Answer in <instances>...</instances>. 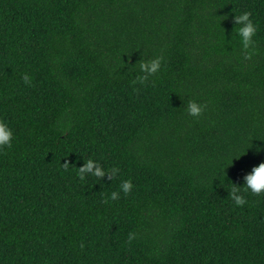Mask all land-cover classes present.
Listing matches in <instances>:
<instances>
[{"label":"trees","instance_id":"obj_1","mask_svg":"<svg viewBox=\"0 0 264 264\" xmlns=\"http://www.w3.org/2000/svg\"><path fill=\"white\" fill-rule=\"evenodd\" d=\"M0 119V264H264V0H0Z\"/></svg>","mask_w":264,"mask_h":264},{"label":"clouds","instance_id":"obj_2","mask_svg":"<svg viewBox=\"0 0 264 264\" xmlns=\"http://www.w3.org/2000/svg\"><path fill=\"white\" fill-rule=\"evenodd\" d=\"M250 12L244 11L240 13L238 16H235L234 19L236 24L239 25L237 28V33L240 34V40L243 48H248L251 42V37L256 31V27L253 21L250 19ZM247 55V53H246ZM160 66V58L156 57L154 59L148 61H142L140 63V68H147L148 73L155 72ZM22 79L26 84L30 83V76L27 73L22 75ZM144 79V76H141V80ZM203 111V105L198 104L196 101L189 100L187 103V112L193 116L199 115ZM13 138V130L9 126V124L0 119V147L2 146H11ZM95 165V167H93ZM118 171L116 166H112L110 169L106 167H102L99 162L92 159L91 157L84 160L82 166L78 167L77 174L81 179L85 178L87 173H91V175L95 177H104L105 175L110 178L109 173L114 175ZM234 184V183H233ZM243 185L245 191H250L254 194H259L264 192V160L260 161L258 164L252 166L251 170L247 172L243 177ZM239 185L234 184V186L230 189L228 195L232 199L235 205H244L246 203L245 196L241 194ZM133 187L130 179H124L120 182L119 188L124 192L128 193ZM110 198L115 199L118 197L117 191H112L109 193ZM133 233H129L128 240L131 241L133 238Z\"/></svg>","mask_w":264,"mask_h":264}]
</instances>
